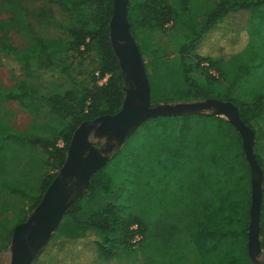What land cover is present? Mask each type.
<instances>
[{
	"label": "trees",
	"instance_id": "obj_1",
	"mask_svg": "<svg viewBox=\"0 0 264 264\" xmlns=\"http://www.w3.org/2000/svg\"><path fill=\"white\" fill-rule=\"evenodd\" d=\"M211 1L200 0L190 7L186 1L129 0L131 32L136 38L139 31L162 29L170 22L183 25L177 29L180 31L184 27L189 31L188 41L181 48L180 62L175 65L180 70L181 85L172 89L171 94L174 97L190 96L195 100H228L238 108L241 120L254 130V122L264 112V94L241 97L232 91V83V86L227 85L218 59L195 53L190 58L194 62L192 64L187 53L196 48L200 39L227 11L248 8L254 17L263 10L264 0H223L209 10L207 7ZM2 6L9 16L0 19V65H6L20 79L37 78L42 81L43 77L61 91L46 97L50 112L63 120L50 138L27 134L14 128L7 120L0 119V193L31 199L32 210L63 165L76 128L83 121L115 114L122 105L125 82L109 39L113 0H3ZM53 6L64 17L62 20L53 17ZM192 9L195 14L190 12ZM201 18H205L203 23ZM44 26L55 33H41L39 28ZM137 45L140 50L139 43ZM69 58L71 61L68 63ZM72 63L75 65L74 73L70 69ZM194 67L201 71V77H194ZM170 68L174 67L170 65ZM210 69L215 74L210 73ZM97 71L100 76L110 74L105 84L98 83ZM160 72L162 75L168 73L165 69ZM146 74L148 77L147 71ZM149 85L151 95L152 78ZM18 97L19 94L10 91L1 96L4 100ZM183 116L187 117L164 119L151 127L167 133L164 135L170 136L177 146L191 145L195 142L191 132L194 120L203 127L208 126L209 119H214L224 132L225 155L222 154V159L227 163L219 181L216 201L193 205L192 214L177 216L171 229L166 218L157 224L154 210L150 207L154 205L151 190L140 195L133 185L131 187L130 166L126 163L121 169L124 172L121 182L124 181L122 184L128 195L136 197V201L131 200L134 210L126 212L112 202L105 203L98 210L82 211L80 204L71 206L65 214L79 232L59 240L52 236L31 264H92L98 260L104 264L138 250L146 264L154 263L156 258L171 257L173 264H188L189 260L193 264H253L246 247L251 203L250 168L241 137L222 116L211 113ZM158 135L157 132L155 144L160 140ZM37 149L42 151L37 156L39 164L47 166L48 171L33 180L30 174L38 171L37 166L25 170L22 164ZM153 155L142 156L141 160L148 164V168L156 161ZM255 155L263 170L259 237L264 251V154L255 152ZM229 163L235 165L232 175L226 170ZM114 177L107 169L102 170L91 179L88 191L99 190L110 195L115 192L113 186L117 179ZM180 204L185 210V203ZM25 220L24 216L18 222Z\"/></svg>",
	"mask_w": 264,
	"mask_h": 264
},
{
	"label": "rangeland",
	"instance_id": "obj_2",
	"mask_svg": "<svg viewBox=\"0 0 264 264\" xmlns=\"http://www.w3.org/2000/svg\"><path fill=\"white\" fill-rule=\"evenodd\" d=\"M172 1H186L189 2L188 4L191 7L193 3L196 5L200 0ZM2 2L3 0H0V19H5L9 16V13L2 6ZM215 7L210 3L207 9L210 10ZM51 11L53 17L58 20L64 18L55 6H53ZM198 11L201 14L204 13L202 9H198ZM190 12L195 14L194 9ZM204 19L201 18L200 22L203 23ZM251 19L253 21L256 17H251ZM261 19L263 21L255 20V23L264 27V17L262 16ZM218 24L220 27H217L216 30L211 29L209 34L203 37L201 42L199 41L196 48L191 49L187 53L188 59L195 53L201 55L200 49L204 47L207 49L213 48L219 53L217 58L219 60L218 65L222 69L223 76L227 79V85L232 86L230 84H233V92L236 91L244 98H248V95L250 98L251 95L264 94V40L261 42L252 41L248 44L245 42L240 45V42L233 44L231 41L232 37H228L231 35L230 32H227L228 28L225 25V21L223 20ZM180 25L176 22H170L162 29L139 31L135 38L140 45L146 71L149 75L147 77L148 81L150 82L152 78V105L204 100H195L190 96L174 97L175 95L171 94L172 89L181 85L180 70L175 65L180 62L182 57L181 48L188 41L186 37L189 35V31L186 28L183 27L180 31L177 29ZM250 28L252 27L250 26ZM39 31L45 35L55 33L48 26L40 27ZM262 37L264 36L261 35ZM210 53L207 52L201 56L210 55ZM70 61L71 59L69 58L68 63ZM191 63L194 64L192 60ZM170 65L174 68H170ZM70 69L72 72L74 71L75 65L73 63ZM164 69L167 70V75L161 74L160 71ZM193 75L195 78H199L202 73L194 67ZM41 80L37 78L20 79L6 65H0V119L7 120L14 128L27 134L50 138L53 132L63 124V120L50 112V104L46 101V97L61 91L48 84L45 78L42 77ZM9 91L19 94V97L16 99H2L1 96ZM182 117L187 116H160L148 119L142 123L132 134L126 137L120 146L111 152L105 166L91 177L92 179L94 175L107 169L117 179L113 186L115 192L105 195L99 190L88 191L87 187L83 196L72 206L80 204L82 211L98 210L105 203L112 202L118 204L126 212L134 210V202L131 200L136 201V197L128 195L122 184L124 181L121 182L122 179L124 180V172L121 169L126 163L130 166L128 172L129 180L132 183L131 187L133 185L140 192V195L146 194L149 189L151 190L154 205L150 207L154 210L157 224L163 218H166L169 221L168 228L171 229V224L174 226L177 216L184 214L190 216L192 214L193 205H203L205 202L216 201L219 194V181L222 179L224 166L227 164L222 159V154L225 155L222 139V133L224 132H221L219 125L215 123L213 118L208 120V126L203 127L196 124L194 120L191 127V132L194 133L195 137V142L192 141L194 144L177 146L174 141L170 140V136L164 135L167 133L151 127L158 124L156 123L157 121L180 119ZM253 128L255 130L254 152L264 154V112L254 122ZM157 132L160 140L155 144ZM92 141L97 146H104V140L92 138ZM41 154L42 151L39 149L32 151L29 158L22 164V168L25 170H31L34 166H37L38 171L30 174L33 180H37L41 173H47L48 171L47 166L43 165L41 167L39 164L37 156ZM146 154H154L153 156L156 159L155 163L149 168L148 164L141 160L142 156ZM234 166V164L229 163L228 168L226 167V170L231 175L233 174ZM119 171L120 173L118 174ZM31 202V199L23 200L18 196L0 193V264H9L12 234L10 231L19 223V220L24 216L27 219L32 213ZM181 202L185 203V210L181 209ZM67 215L66 213L62 217L51 235L56 240L79 232ZM92 252L95 254L93 250ZM259 259L264 262V251ZM172 260V257L162 260L156 258V261L152 264H173ZM92 264L103 263L98 260ZM104 264L146 263L138 250L134 254L128 253L119 259H114ZM188 264H193L192 260H189Z\"/></svg>",
	"mask_w": 264,
	"mask_h": 264
},
{
	"label": "water",
	"instance_id": "obj_3",
	"mask_svg": "<svg viewBox=\"0 0 264 264\" xmlns=\"http://www.w3.org/2000/svg\"><path fill=\"white\" fill-rule=\"evenodd\" d=\"M129 0H113L109 39L125 82V95L115 114L83 121L68 144L63 165L41 196L28 218L16 224L11 234L9 264H31L49 241L65 212L83 196L92 175L105 166L111 152L127 136L151 118L211 113L224 117L241 137V146L250 168L251 203L247 235V255L253 264H264L261 248L260 207L263 170L254 152V130L239 116L230 101L207 98L176 103H151L144 61L128 20ZM92 138L104 140L97 146Z\"/></svg>",
	"mask_w": 264,
	"mask_h": 264
},
{
	"label": "crops",
	"instance_id": "obj_4",
	"mask_svg": "<svg viewBox=\"0 0 264 264\" xmlns=\"http://www.w3.org/2000/svg\"><path fill=\"white\" fill-rule=\"evenodd\" d=\"M226 1V0H224ZM223 2V0H212V6H217L219 3ZM213 8H211L210 10H212ZM262 9L264 10V6L262 7ZM263 10H261L260 13H257L254 15V17H256L255 20L258 21H263L261 19V17H264V12ZM225 21V25L228 28L227 32H230L231 36L228 37H232V43L236 44L239 43V45L242 42H245L246 44L251 43L252 41H258L261 42L264 40V37L261 38V35L264 36V27L261 25H256L255 20L252 21L251 19V14H250V10L248 8H239V9H231L229 11H227L216 23V25L214 26V28L212 30H216L217 27H220L218 23H220L221 21ZM263 23V22H262ZM250 26L252 28H250ZM255 32H254V31ZM210 30L203 36H207V34H209ZM203 37L200 39V42L203 40ZM217 43V42H215ZM239 47V46H238ZM207 52H211L210 55H204L206 57H210L214 60H216L218 58V52L215 49H207V48H202L200 49V54L203 55L207 52H205L204 50ZM238 49V48H237Z\"/></svg>",
	"mask_w": 264,
	"mask_h": 264
},
{
	"label": "built area",
	"instance_id": "obj_5",
	"mask_svg": "<svg viewBox=\"0 0 264 264\" xmlns=\"http://www.w3.org/2000/svg\"><path fill=\"white\" fill-rule=\"evenodd\" d=\"M204 66H208L207 62H203ZM210 73L215 74V71L213 69L209 70ZM95 76L98 78V83L99 84H105L107 79L109 78L110 74L106 73L103 76H100L99 72H95Z\"/></svg>",
	"mask_w": 264,
	"mask_h": 264
}]
</instances>
